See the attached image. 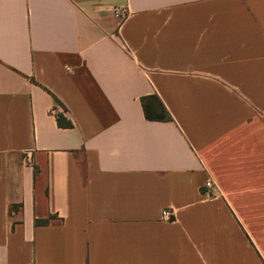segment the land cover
<instances>
[{
  "label": "crops",
  "instance_id": "1",
  "mask_svg": "<svg viewBox=\"0 0 264 264\" xmlns=\"http://www.w3.org/2000/svg\"><path fill=\"white\" fill-rule=\"evenodd\" d=\"M0 264H264V0H0Z\"/></svg>",
  "mask_w": 264,
  "mask_h": 264
},
{
  "label": "built area",
  "instance_id": "2",
  "mask_svg": "<svg viewBox=\"0 0 264 264\" xmlns=\"http://www.w3.org/2000/svg\"><path fill=\"white\" fill-rule=\"evenodd\" d=\"M130 10L127 6L117 7L113 10L114 17L118 20L119 24L127 19L129 16ZM213 186V182L208 180L205 184L207 189H210ZM162 215L165 219H169L171 217V212L169 210H165L162 212Z\"/></svg>",
  "mask_w": 264,
  "mask_h": 264
},
{
  "label": "trees",
  "instance_id": "3",
  "mask_svg": "<svg viewBox=\"0 0 264 264\" xmlns=\"http://www.w3.org/2000/svg\"><path fill=\"white\" fill-rule=\"evenodd\" d=\"M144 103V102H143ZM146 114H147V117L148 118H150L151 116L148 114V112H146ZM163 119H168V120H170L171 119V116L169 115V113H167V115L166 116H164V117H162ZM58 123H59V125H61V126H67V127H71L72 126V123L71 122H63L62 121V117L61 116H58ZM48 222V220H37V223L38 224H41V223H47Z\"/></svg>",
  "mask_w": 264,
  "mask_h": 264
}]
</instances>
